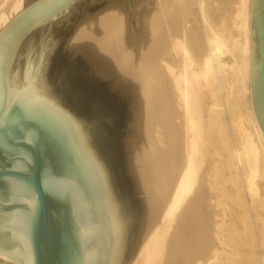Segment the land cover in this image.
Here are the masks:
<instances>
[{"label": "water", "instance_id": "1", "mask_svg": "<svg viewBox=\"0 0 264 264\" xmlns=\"http://www.w3.org/2000/svg\"><path fill=\"white\" fill-rule=\"evenodd\" d=\"M125 1L33 0L0 33V255L7 259L125 264L139 226L119 131L68 60L77 29ZM250 23L252 103L264 138V0H252Z\"/></svg>", "mask_w": 264, "mask_h": 264}, {"label": "bare ground", "instance_id": "2", "mask_svg": "<svg viewBox=\"0 0 264 264\" xmlns=\"http://www.w3.org/2000/svg\"><path fill=\"white\" fill-rule=\"evenodd\" d=\"M210 1L195 0L193 5L191 0H164L161 10H143L136 20H140L136 30L129 29L122 13L108 11L98 22L88 25L85 35L82 33L84 37L80 33L84 55L100 73L97 72L125 81L131 91V134L127 145L136 180L149 195L151 212L148 211L158 220L134 264H220L223 246L229 245L228 224L223 220L226 216L219 212L224 216L220 219L216 214V218V206H212L220 197L216 195V168L209 162L215 148L227 152L226 166L232 175L243 174L249 199L245 219L253 229L254 223L259 224L255 231L264 233V181L258 178L260 168H264V155H260L254 136L245 133L244 137L248 136L244 150L233 152L221 137V149L217 147L211 137L214 132L209 134L220 115L217 104L212 103L217 76L230 67L248 82L250 116L264 144L251 101L252 0H237L233 8V26L241 39L225 36L210 22L209 17L215 13ZM25 2L0 0V33L24 9ZM192 10L200 27L188 24L186 16ZM175 17L177 24L169 26ZM166 30L170 31L169 37ZM205 92L212 98L211 105L205 103ZM0 259L2 264H19L4 255Z\"/></svg>", "mask_w": 264, "mask_h": 264}, {"label": "rangeland", "instance_id": "3", "mask_svg": "<svg viewBox=\"0 0 264 264\" xmlns=\"http://www.w3.org/2000/svg\"><path fill=\"white\" fill-rule=\"evenodd\" d=\"M31 1L33 0H26L24 6L29 4ZM163 1L164 0H127L121 5L109 11H113V12L117 11L122 13L125 16L126 21L128 22L129 29L131 28L133 30H136V28L138 29V27H140L137 26L140 25V20L138 21L136 20L141 18L143 14V10L148 8H153V9L156 8L157 10H161V8L163 7L162 6ZM236 1L237 0H211L210 2L212 7L215 8V13L209 17L210 18L209 20H211L210 22L214 23V26L216 27L217 30L221 29L220 31H222V33H225L224 34L225 36L228 34L227 37L230 35V37L231 36L234 38L239 37L238 39H241L239 36V32L233 26V21H232V17L234 15L233 8L235 6ZM158 2L160 3L161 6L159 5ZM191 2L193 3L195 2V0H191ZM194 7L193 9H195ZM108 13L109 12H107L106 15ZM195 15L196 12L192 10V13L190 12L189 15L186 16L189 21L188 24L192 26H194L195 24L196 27L198 26L200 27V24H198L197 22L198 21L197 15L196 16ZM192 17H196V18H192ZM177 21L178 19L175 17L170 21L169 26L174 27L175 24H177ZM96 22L98 21L96 20L94 23ZM221 23L222 24L224 23V25L221 26ZM164 25L166 26V22L164 24V20H163L164 29L168 28V26L165 28ZM87 27L88 25L77 29L76 36L74 37L73 41L68 47V60L71 63L72 67L74 68L85 93L87 95L95 97L96 100L99 102V104L102 106V108L110 112H113L115 117V121L119 131V150L125 155V159L131 177L133 193L136 195V202H137L139 229L136 238L133 240L131 244L129 253L125 261V264H134L146 237L150 233L149 231L152 230L151 227L153 228L154 225H156V222H158V220H155L153 218V214L149 213V211L151 212L150 210L151 205L148 198L149 195H147L144 192L141 185L136 180L133 171L134 167L131 162L129 148L127 145L129 141V135L131 134L128 126L131 123V118H132L131 115L132 100L130 99L131 98L130 87L125 81L122 80L118 81L115 80L113 77L107 78L102 74H99L100 72L97 70V68L95 69V66L91 65V63L88 61V58L84 55L83 43H81L84 40L82 38L84 37L83 34L85 35L84 30ZM222 27L225 29L224 32ZM166 31H167V36L169 37L168 33L170 34V31L169 30ZM80 33L81 34L83 33L82 37H80L81 36ZM79 38H81V40ZM76 41L80 42L79 45L78 42ZM75 43H77V45ZM75 46L77 48H75ZM80 46L82 47L79 48ZM230 57L232 58V56L229 55V59ZM229 61L230 60H227V62ZM230 63L231 64L234 63L233 59H231ZM239 75L235 73L232 68L226 67L223 71H220L217 76V80L214 88L215 101L212 100L211 96L209 95V92L208 95L207 92H205L207 96V97L205 96L207 99V102L205 103L211 105L212 103L215 102V104H217L218 106V108L216 107V109H218L220 113L219 117L216 119L217 121L215 122V124H213L214 127L217 128L215 129L211 125L210 128H213L212 129L213 131H210L211 129H209L210 131L209 134L210 133L212 134V132H214L212 136L211 134L210 136L212 137V139L216 141L217 147L220 148V145H222L223 143L222 141L223 139L228 142L227 143L225 141V143L228 144L227 147L232 149L233 152L235 151L241 152L244 150L243 147H244V142L246 140L245 138H247L246 136H248L247 134L249 133L252 136H254L255 143L260 149V153H261L260 155L263 156L264 144L262 143L260 137L256 133L257 131L254 127L253 120L251 119L250 116V105L248 103L249 95L247 92L248 82L244 80L243 78L244 76L241 77L240 75L239 78ZM240 79L242 80V82H239L241 81ZM208 98L210 99L209 101ZM211 100L212 103L210 102ZM245 133L247 134L244 137ZM216 136L217 139L215 138ZM213 153L214 154L212 155H214V158L212 157V155L209 156L210 157L209 162L213 164V166H215L216 168L217 174L216 173L214 174L215 176L214 180L216 182L215 181L214 182L216 183L215 186L217 185L218 187L217 189L219 192L217 191L215 192H217L216 193L217 196L220 195L219 200L217 199L216 202L219 201L218 204L220 203L221 206L219 204L220 206L219 207L216 202H215L216 204L214 203V205L212 206H216V208H213L215 217L216 214H218L217 216H220V219H222L223 216L225 215L226 218L224 217L223 220L225 219L226 223L228 224L226 225V232H227L226 241L229 246H223L224 250L222 252L224 254H222L219 263L220 264H264V242H263L264 238H262L264 233H262L261 231L260 233L259 232L260 229L258 230V232L255 231L256 229H258L259 224L254 223L256 228L253 229L252 224H250V221L247 218L245 219V213L247 212L245 206L247 201H249V199L248 197H246L247 193L244 190L245 187H243V183H242L243 174L238 175L239 177L237 175L236 177L235 173L232 175V171H230V169L227 168L226 166L227 152L225 150L222 152V149L217 150L215 148L213 149ZM258 178L264 181L263 167L260 168V172L258 173ZM251 199L250 202L253 204V208H255L256 204ZM210 209L211 208H208V210ZM222 209L224 210V212ZM263 210L264 209L261 210L262 214L264 213ZM219 212L224 215L220 214ZM251 229L254 232H252ZM10 263L12 264L13 262Z\"/></svg>", "mask_w": 264, "mask_h": 264}]
</instances>
